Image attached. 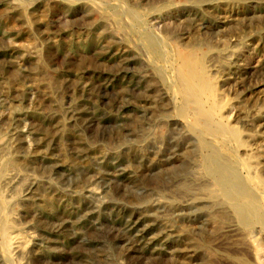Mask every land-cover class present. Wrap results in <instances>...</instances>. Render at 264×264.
Segmentation results:
<instances>
[{
    "label": "rangeland",
    "instance_id": "1",
    "mask_svg": "<svg viewBox=\"0 0 264 264\" xmlns=\"http://www.w3.org/2000/svg\"><path fill=\"white\" fill-rule=\"evenodd\" d=\"M0 264H264V0H0Z\"/></svg>",
    "mask_w": 264,
    "mask_h": 264
},
{
    "label": "bare ground",
    "instance_id": "2",
    "mask_svg": "<svg viewBox=\"0 0 264 264\" xmlns=\"http://www.w3.org/2000/svg\"><path fill=\"white\" fill-rule=\"evenodd\" d=\"M191 62H192V60H191ZM185 71H186V74H188L190 76L189 79L187 78L188 79L187 84L188 83L192 84V89L195 90V94H196L195 95V99L199 100V98H201L200 95L205 91V89H204V87L202 85V82L200 80L196 79L195 73H194L193 69L191 68L190 64H186L185 65ZM200 102L198 101V103H200ZM196 108H198V107H196ZM192 110H194V109H192ZM208 123H210V122L209 121L207 122L205 119H203L201 121L200 120L197 121V124L200 125L202 128L210 130L211 127H210V125ZM220 158L217 157L216 155L214 157L212 156L209 159V162H208L207 166H208L209 170L211 171V173L213 174V176L216 178L218 184L221 186V189H222L223 193L226 194L231 201H236V202L238 201L239 202V200H245V202H247L245 204L250 206L251 205V199H252L251 198V194H252L251 187L249 186V184L247 182H245L244 180L241 179L240 175L237 172H233V171L231 172V170L227 166V165H230V164L226 163L227 161H225V163H224L223 162L224 160L222 159L223 160L222 161ZM12 173L15 174L14 172H12ZM91 193H92V191H91ZM240 210H243V208H241ZM6 238H7V236H6ZM10 241H11V244H12L13 248L14 249H18L19 238H17L15 236V238H11Z\"/></svg>",
    "mask_w": 264,
    "mask_h": 264
}]
</instances>
